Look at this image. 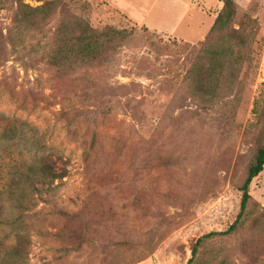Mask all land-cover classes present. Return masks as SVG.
<instances>
[{"label":"rangeland","instance_id":"obj_1","mask_svg":"<svg viewBox=\"0 0 264 264\" xmlns=\"http://www.w3.org/2000/svg\"><path fill=\"white\" fill-rule=\"evenodd\" d=\"M233 1L237 41L207 38L222 0H23L50 5L0 65V168L43 159L65 173L34 209L45 223L28 264H187L234 221L263 127L264 0ZM12 14L0 9V28ZM76 21L122 38L47 65ZM228 42L223 73L193 72ZM248 191L239 227L188 264H264V164Z\"/></svg>","mask_w":264,"mask_h":264},{"label":"trees","instance_id":"obj_2","mask_svg":"<svg viewBox=\"0 0 264 264\" xmlns=\"http://www.w3.org/2000/svg\"><path fill=\"white\" fill-rule=\"evenodd\" d=\"M222 3V8L217 13L207 38L212 39L213 35L225 38L222 36L225 33L229 36L228 41H237L239 32L231 26L236 13L235 3L233 0H222ZM49 5L50 3H45L32 8L23 0H0V9L5 8L13 12L12 27L0 28V65L5 59L7 45L15 46L13 38L17 30L32 28L34 17L36 15L44 17ZM122 32L110 28L98 31L82 21H76L73 26L74 36L67 48L61 51L64 54H56L46 64L62 69L67 56H70L74 63L77 60L91 62L96 59L98 52L109 45L114 38H122ZM232 55V44L229 42L218 48H207V50L205 48L201 56L202 60L194 67L193 72L202 74L201 77L205 78L214 73H223L230 66L229 58ZM202 79L204 78H199L198 82ZM258 115L262 120V132L256 137L253 160L240 188L242 194L236 218L224 231H212L198 238L191 249V258L188 262L195 256L197 246L202 241L219 233L228 234L236 230L246 216V207L251 198L248 191L249 184L262 171L264 164V109ZM64 176L63 170L57 171L51 161L43 159L28 162L8 159L3 162L0 168V264H28V247L31 242L29 232L40 233L45 223V219L37 217L41 211L34 209L38 200L46 202L43 196L50 190L56 179Z\"/></svg>","mask_w":264,"mask_h":264}]
</instances>
